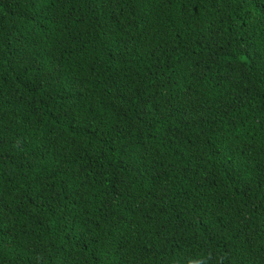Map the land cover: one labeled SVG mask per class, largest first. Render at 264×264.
<instances>
[{
	"label": "trees",
	"instance_id": "1",
	"mask_svg": "<svg viewBox=\"0 0 264 264\" xmlns=\"http://www.w3.org/2000/svg\"><path fill=\"white\" fill-rule=\"evenodd\" d=\"M0 264H264V0H0Z\"/></svg>",
	"mask_w": 264,
	"mask_h": 264
}]
</instances>
